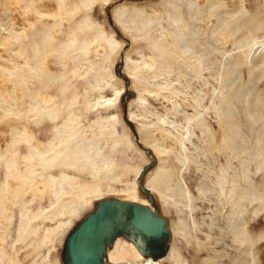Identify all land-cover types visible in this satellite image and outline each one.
<instances>
[{
	"label": "rangeland",
	"instance_id": "374dc122",
	"mask_svg": "<svg viewBox=\"0 0 264 264\" xmlns=\"http://www.w3.org/2000/svg\"><path fill=\"white\" fill-rule=\"evenodd\" d=\"M189 1L90 0L83 7L82 0H0V150L23 133L33 137L17 161L39 191L13 200L18 180L0 167V194L9 196L0 206V264H64L67 236L101 199L131 200L136 187V202L149 203L136 170L151 154L124 122L123 100L140 141L157 157L146 181L165 175L167 203L153 193L172 233L174 264H264V0ZM34 32L37 48L28 44ZM44 35L49 42L41 45ZM80 42L89 43L87 52ZM159 42L170 59L156 54ZM35 107L48 110L39 116ZM51 108L57 118L45 119ZM27 120L35 121L30 129ZM65 123L61 136L75 132L79 146L56 134ZM30 145L49 154L81 145L105 166L97 176L85 166L30 167ZM63 173L77 183L59 200L42 180ZM91 182L103 194L87 195L86 207L66 214ZM59 221L68 224L55 236Z\"/></svg>",
	"mask_w": 264,
	"mask_h": 264
},
{
	"label": "bare ground",
	"instance_id": "6f19581e",
	"mask_svg": "<svg viewBox=\"0 0 264 264\" xmlns=\"http://www.w3.org/2000/svg\"><path fill=\"white\" fill-rule=\"evenodd\" d=\"M83 2H82V5H83V7L84 6H87V5H89V3H90V0H82ZM63 2V1H62ZM187 3L188 4H190V1L189 0H187ZM77 4V3H76ZM34 6V5H33ZM61 6V5H60ZM190 6V5H189ZM37 7V6H36ZM61 7H63V6H61ZM82 8V7H81ZM62 9V8H61ZM64 9V8H63ZM71 10V9H70ZM79 10V9H78ZM47 13V12H46ZM120 13V15H122V14H124L125 12L124 11H120L119 12ZM38 14H39V12H38ZM54 14V13H53ZM75 14V13H74ZM126 25V24H125ZM49 27V26H48ZM44 31H47V30H44ZM43 31V32H44ZM35 33V32H34ZM38 33V32H37ZM33 34V33H32ZM16 36V35H15ZM12 37H14V35L12 36ZM17 37V36H16ZM16 37H14V38H16ZM51 38V37H50ZM17 39V38H16ZM105 39H108V38H105ZM11 40V39H10ZM20 40V39H19ZM22 40V39H21ZM48 40V38H47V35H44L43 37H42V39L40 40V44L41 45H43V43H45L46 44V42H49V41H47ZM70 40V39H69ZM17 41H18V39H17ZM31 42L30 43H28V44H31L33 47L32 48H37V46L39 45V43H38V41H37V38H36V33L33 35V39L32 40H30ZM83 42H85V41H83ZM108 42V46H109V48H110V50H109V52L111 53V54H113L114 53V44H112V41H107ZM11 43V42H10ZM52 43V42H51ZM76 41L74 40V41H70V42H67V44L64 46V50H63V52L64 53H66L68 50H70L71 48H73L75 45H76ZM81 43V42H80ZM156 43V42H155ZM12 44V43H11ZM79 44V43H78ZM77 44V45H78ZM87 44H89V43H81L80 44V48H78V49H82V50H86V49H88V46H86ZM165 43H162V42H159L158 44H156V48H154V49H156L157 50V55L158 56H166V57H168L169 56V54L170 53H172L171 52V50L170 49H168L169 47H167L166 45H164ZM13 45V44H12ZM15 45V44H14ZM21 45H22V43H21ZM151 45H153V44H151ZM155 45V44H154ZM46 46V45H45ZM15 47V46H14ZM31 47V46H30ZM87 47V48H86ZM21 48V47H20ZM23 48V47H22ZM25 50V49H24ZM36 50V49H35ZM82 50H80L81 52H82ZM26 51V50H25ZM39 51V50H38ZM116 51V50H115ZM154 51V50H153ZM37 52V51H36ZM85 52H87V50L85 51ZM21 53H23V52H20V55H21ZM169 58V57H168ZM123 59V58H122ZM170 59V58H169ZM124 60V59H123ZM123 60H120L118 63H120L119 64V67H118V69L120 70V68L122 67V65H123ZM16 69V68H15ZM18 69V68H17ZM16 69V70H17ZM30 69V68H29ZM38 69V68H37ZM18 72H20V70L18 71ZM18 72H16L15 73V76L16 75H18ZM22 70H21V74H22ZM30 72H32V71H30ZM40 72V71H39ZM13 74V73H12ZM20 74V73H19ZM35 74V73H34ZM37 76H38V74H37ZM18 77L16 76L15 77V79H14V81H17L18 82V79H17ZM25 81V80H24ZM130 85H131V83H130ZM129 86V80H128V82H127V87ZM33 94V93H32ZM36 108V107H35ZM35 108H33V111L32 112H34L33 114H38L39 113V111L37 110V108L35 109ZM40 109H42V108H40ZM46 109V108H45ZM45 109H44V111H45ZM51 109H55L54 111H51ZM51 109H49L51 112H48L47 111V113L45 114L46 115V117H45V119H51V120H53V119H55V118H57V116H58V112H59V110H56V108H51ZM46 110H48V109H46ZM43 111V113H45ZM29 112H31L30 110H29ZM42 113V114H43ZM32 114V115H33ZM40 114V113H39ZM38 114V115H39ZM42 114H40V115H42ZM128 114V113H127ZM37 115V116H38ZM39 115V116H40ZM38 116V117H39ZM20 117H21V115H20ZM43 118H44V116H42ZM128 117V119L131 121V119L129 118V115L127 116ZM40 119V118H39ZM22 121H24V120H22ZM27 121H31V120H27ZM37 121H39V120H37ZM24 122H26V121H24ZM35 122V121H34ZM34 122H30V124H28L27 123V127H28V129H30L31 127H32V125L34 124ZM132 122V121H131ZM18 124H19V122H17ZM38 123V122H37ZM133 123V122H132ZM65 126H66V130H62V129H60V128H56V130H55V132H56V134L58 135V136H60V137H62L63 138V140H65V141H68V142H74V139H76L75 141H76V145H78L79 143L78 142H81V138H74V136H75V132H70L69 134H68V136H61L62 134L64 135V132H66L68 129V126L66 125V123L64 124ZM19 126V125H18ZM22 127H23V125H22ZM61 128H63L62 126H61ZM33 130V129H32ZM137 130V129H136ZM20 131V130H19ZM25 131V130H24ZM28 132V131H27ZM138 132V131H137ZM17 134V133H16ZM15 134V135H16ZM27 134V133H26ZM25 133H23V135H22V137H20V138H18V137H16V138H14L13 140H12V143L11 144H9V149H6L5 150V152H3L2 150H0V167H2V169L3 168H5V175H6V178H8V177H10V176H12L13 178H15L16 180H18V184H17V186H16V188H15V190H14V192L12 193V196L10 197V198H13V200H17V199H19V197L20 196H22L23 195V193H25L26 191H29V192H32V193H34V197L35 196H37V194H39L38 192V190L36 189V187H35V180H33L32 181V179H31V181L30 182H28L30 179H28V177L27 176H23L21 173H19V170H21V165L18 163V158H19V153H20V151H21V149H23L24 148V146L26 145L25 144V142H27V141H29L30 142V140H31V137H27V135H26ZM26 135V137H23V136H25ZM14 137V136H13ZM33 138V137H32ZM58 138V137H57ZM85 140V139H84ZM127 140V139H126ZM139 140H140V138H139ZM124 142V141H123ZM125 142H128V141H125ZM22 143H24V144H22ZM140 143H141V146H142V148L141 149H143V150H145L147 153H150L151 155V158H152V160H154V159H156L157 157L156 156H154L155 155V151H153V150H151L150 148H148V147H146V146H144L143 145V143L140 141ZM127 144V143H126ZM29 145V144H28ZM81 145H83V144H81ZM81 145H80V147H77L76 149H74V150H71V151H69V152H65L64 150H62V151H59V152H55V154H49V151H51V149L50 150H48V149H46L44 152H40L39 150H37V147H35V146H33V145H30L29 147H28V152H27V154H25L24 155V157H25V159H26V161L28 162V164L30 165V167H33L34 166V162H39V164L41 165V166H43L45 169H47V168H51V167H53V166H55V165H58V166H61V167H63V168H67V167H70V168H74V169H78V170H80V169H82V170H84L83 169V167L85 166V167H87L88 168V170L90 171V173H92L93 174V176H97V174L99 173V171H100V169L101 168H104V164H100V163H98V161L96 160V157H97V154L98 153H96L95 155L93 154H91L88 150H83V147H81ZM79 146V145H78ZM140 146V147H141ZM26 147H27V145H26ZM25 147V148H26ZM85 147V146H84ZM65 152V153H64ZM154 158V159H153ZM157 160V159H156ZM157 162V161H156ZM150 164V163H149ZM148 165V164H147ZM146 166V165H145ZM143 170V169H142ZM142 170H141V168H138L137 170H136V176L137 177H140L141 176V173H142ZM149 170V169H148ZM148 170H147V172H148ZM31 171V176L32 177H34L33 176V173H34V171H32V170H30ZM86 171V170H85ZM105 171V170H104ZM106 172H108V171H106ZM145 176H147L146 175V173H145V175H144V177H143V179H141L142 180V184H143V186H145L146 188H148V190L153 194V196H154V204H155V206H156V208L158 209V207H157V205H156V198H155V192H157L158 194H159V196L161 195V199H163L164 200V202L166 201V199H164V192H166L165 190H168L169 188H167L168 187V185H167V187L165 186V183H167L166 181H165V175H164V173L163 172H158L157 173V175H155L153 178H150V179H148L147 181H146V177ZM136 177V178H137ZM35 178V177H34ZM33 178V179H34ZM77 182H76V180L74 179V178H72V177H69L66 173H63V175H62V177H60V179L58 178V179H56V178H54V177H52V176H50V177H48V178H44L43 180H42V185L44 186V188H46V189H48V190H51V191H53L52 193H53V195H54V197H56V198H59V200H60V196L63 194V192L64 193H66V192H68V190H69V188H70V186H75V184H76ZM68 185V187H66L67 185ZM136 185V184H135ZM137 186L139 187V182H137ZM25 187L27 188L26 190H25ZM167 189H166V188ZM136 188V187H135ZM135 188H134V190H135ZM68 189V190H67ZM74 189V188H73ZM75 189H77V188H75ZM79 189V188H78ZM101 187H100V185H99V183H97V182H91V183H88V184H84V186H82V190H83V193H82V195H80V196H77V197H79L78 199L76 198L75 200H73L74 202L73 203H71L70 205V207H68V205H67V209H69L68 211L67 210H65V213H66V211H67V213L66 214H69V216H74V215H76L77 214V210L79 209V208H81V207H86L87 206V204H88V202H89V200H86V197H87V195L88 196H99L102 192H101ZM137 189V188H136ZM140 189V188H139ZM128 190V189H127ZM127 190H125V191H127ZM133 189H130V191H132L130 194H131V196H130V198L132 197V199L131 200H126V199H123V200H126V201H130V202H135V203H138V202H136L137 201V199H135V198H137V196H136V190L134 191ZM38 191V192H37ZM169 191V190H168ZM167 191V192H168ZM82 192V191H81ZM108 192V191H107ZM127 192V193H128ZM154 192V193H153ZM4 193H6V192H4ZM71 193V192H70ZM128 193V194H129ZM68 194V193H67ZM103 194V193H102ZM168 195V194H167ZM52 196V195H51ZM63 196V195H62ZM4 197L6 198V199H9V196L7 195H5V196H1V194H0V206L2 205V204H4V202H3V199H4ZM88 198V197H87ZM55 199V198H54ZM100 199V198H99ZM109 199H113V198H109ZM118 199H121V198H118ZM12 200V201H13ZM57 201H58V199H57ZM56 200L54 201V202H57ZM140 203H138V204H141V205H145V206H148V207H150L152 210L154 209L153 208V205H151L150 203H148L147 204V202L146 201H139ZM165 203H167V202H165ZM164 203V204H165ZM73 205V206H72ZM63 206V205H62ZM65 206H66V204H65ZM2 207V206H1ZM64 207V206H63ZM79 207V208H78ZM3 208V207H2ZM62 208V207H61ZM78 208V209H77ZM63 209V208H62ZM62 209H61V211H62ZM159 210V209H158ZM2 211H0V213H1ZM159 212H160V214L162 215V213H161V211L159 210ZM40 214L41 213H38V215L37 216H35V217H30V218H22L23 219V223L24 224H26V226L28 227L30 224H31V221H32V218H36V217H39L40 216ZM61 214V213H60ZM59 214V215H60ZM58 215V214H57ZM62 215V214H61ZM60 215V216H61ZM63 215H64V212H63ZM163 216V215H162ZM58 217V216H57ZM164 217V216H163ZM41 219H42V217H40ZM54 218H56V216L54 217ZM165 218V217H164ZM166 219V218H165ZM5 220V219H4ZM167 220V219H166ZM22 223V222H21ZM67 222L65 221H59V223L57 224V226L55 227V228H53V230L51 231V233H54L55 232V236H58V235H60L61 234V232H63L66 228V226H67ZM75 228V227H74ZM73 228V229H74ZM167 228H168V230H169V232H170V235H169V240H168V245H167V248H166V251H165V253L162 255V257H160V258H158V259H156V260H154V259H152L151 258V256L150 255H148V254H144V253H142L141 251H139L138 249H137V247L134 245V243H133V241L131 240V239H128V238H126V237H124L123 235L122 236H117L115 239H114V241L113 242H111V244H109V245H107V247H106V255H105V257H104V261H105V264H162L163 263V261L165 260V259H168V261H169V264H174V263H176L175 261L177 260L178 261V259L176 258V253H174L173 252V249L170 247V240H171V237H172V233H171V230H170V228H169V224H168V221H167ZM73 229H71V231L73 230ZM23 231H25L24 229H22ZM48 230V229H47ZM46 230V231H47ZM50 230H51V228H50ZM70 231V232H71ZM26 232V231H25ZM28 232V231H27ZM47 235V234H46ZM22 236H23V232L20 230V237L22 238ZM122 237H124V238H126V240H124ZM50 238V237H49ZM239 238H240V240L241 241H244V240H246L247 239V237H245V236H243L242 237V235H240L239 234ZM48 239V237L47 236H45L44 237V240H47ZM23 240H24V237H23ZM27 240V239H26ZM42 242V241H41ZM39 244L41 245L42 243H40L39 242ZM36 245H38L37 243H36ZM39 245V246H40ZM37 249V248H36ZM33 251V250H32ZM1 262V261H0Z\"/></svg>",
	"mask_w": 264,
	"mask_h": 264
},
{
	"label": "water",
	"instance_id": "95a60500",
	"mask_svg": "<svg viewBox=\"0 0 264 264\" xmlns=\"http://www.w3.org/2000/svg\"><path fill=\"white\" fill-rule=\"evenodd\" d=\"M119 64L115 67L118 75ZM123 103L124 122L128 123L135 140L141 146L136 128L127 117L124 100ZM155 164L156 159L146 165L139 179L140 191L146 195L154 209L118 198L101 199L95 210L87 214L67 236L63 250L64 264H105L107 245L122 235L131 239L139 251L150 255L152 259L162 257L170 235L167 220L156 208L153 194L143 186L141 180Z\"/></svg>",
	"mask_w": 264,
	"mask_h": 264
}]
</instances>
